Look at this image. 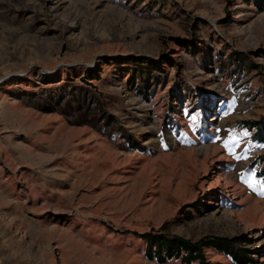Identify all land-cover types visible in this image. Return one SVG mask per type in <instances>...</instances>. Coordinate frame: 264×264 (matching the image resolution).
<instances>
[{
    "label": "rangeland",
    "instance_id": "obj_1",
    "mask_svg": "<svg viewBox=\"0 0 264 264\" xmlns=\"http://www.w3.org/2000/svg\"><path fill=\"white\" fill-rule=\"evenodd\" d=\"M255 121L253 3L0 0V264H159L137 234L162 229L245 236L264 264Z\"/></svg>",
    "mask_w": 264,
    "mask_h": 264
},
{
    "label": "trees",
    "instance_id": "obj_2",
    "mask_svg": "<svg viewBox=\"0 0 264 264\" xmlns=\"http://www.w3.org/2000/svg\"><path fill=\"white\" fill-rule=\"evenodd\" d=\"M243 1L246 3H253L260 11L264 10V0ZM145 61L146 60H141L138 62L145 63ZM131 81L134 85V78H131ZM138 88L141 93L150 90V86L144 84L143 81H140ZM245 125L251 130L256 129L255 138L259 142H264V122H246ZM119 129L122 133L126 132L123 127L119 126ZM129 140L132 141L131 138H129ZM132 143L133 147H137L134 142ZM188 207L198 209L196 204H190ZM189 219H192V216H190ZM137 235L147 243V258L151 261H157L159 264H165L172 259H179L182 264H211L205 254L206 249L210 248L230 257L236 264H256L252 251L242 246V244L245 243L243 240L245 236L237 238L208 236L198 241H192L182 236L170 235L164 232L163 229L158 233L151 232Z\"/></svg>",
    "mask_w": 264,
    "mask_h": 264
},
{
    "label": "snow or ice",
    "instance_id": "obj_3",
    "mask_svg": "<svg viewBox=\"0 0 264 264\" xmlns=\"http://www.w3.org/2000/svg\"><path fill=\"white\" fill-rule=\"evenodd\" d=\"M195 119H196L195 117H192L193 121H195ZM225 147L228 148V143L227 142L225 143ZM240 158L241 157H237V159H240ZM241 179L243 180V177H241ZM244 182L247 183V181H244ZM249 186L251 187V184H249ZM262 194H264V193H262Z\"/></svg>",
    "mask_w": 264,
    "mask_h": 264
}]
</instances>
